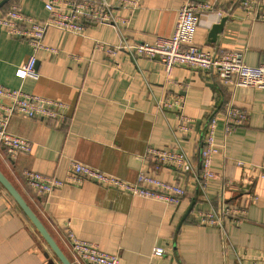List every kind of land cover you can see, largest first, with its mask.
<instances>
[{
	"label": "crops",
	"instance_id": "1",
	"mask_svg": "<svg viewBox=\"0 0 264 264\" xmlns=\"http://www.w3.org/2000/svg\"><path fill=\"white\" fill-rule=\"evenodd\" d=\"M182 1L140 0L133 11H117L127 23H86L79 34L47 28L43 42L53 50L35 53L36 79L15 75L32 48L24 36L10 35L0 26V85L64 105L56 118H9L7 131L27 139L30 149L11 157L0 147V171L72 264L80 263L66 244L68 231L116 253L118 264H264V178L255 171L264 160V88L224 84L214 70L185 66H175L167 75L157 59L123 51L108 56L94 46L97 40L117 44L122 37L153 42L171 36ZM8 2L34 21L47 17L43 0ZM212 3L226 17L218 38L212 28L221 18L192 16L181 30L183 45L217 53L241 51L248 65L263 62L264 18L243 11L240 0ZM256 10L264 14V0L257 1ZM173 97L190 120L186 130L179 128L177 110L159 107ZM228 103L245 110L247 119L226 134ZM212 116L218 152L212 155L211 169L219 178L201 188L200 150ZM148 148L182 150L188 169L158 165ZM71 160L127 181L141 170L179 184L185 195L180 203L167 204L92 180L66 182L49 194H37L22 175L29 169L64 179ZM222 207L239 208L242 222L235 225L225 218L221 231L197 217ZM154 247L164 253L152 255ZM0 264H62L1 185Z\"/></svg>",
	"mask_w": 264,
	"mask_h": 264
},
{
	"label": "built area",
	"instance_id": "2",
	"mask_svg": "<svg viewBox=\"0 0 264 264\" xmlns=\"http://www.w3.org/2000/svg\"><path fill=\"white\" fill-rule=\"evenodd\" d=\"M258 0H240V7L246 13H256V18H264L256 10ZM47 17L41 21H34L25 15L21 7L11 5L0 14V26L6 27L10 35H20L27 39L32 48L27 60L18 65L15 75L19 78L31 77L36 79L39 74L35 68L38 50H53L43 42L47 28L79 34L86 23L107 22L127 23L128 18L118 14L119 9L133 11L140 0H43ZM214 14L219 20L222 16L220 8L214 7L212 0H183L178 8L177 22L171 36H159L153 42L142 40L128 41L125 37L117 44L96 41L95 47L105 49L108 56H115L118 51L134 56L157 59L164 65L167 75L173 67L185 66L203 70L216 71L224 84L245 86L254 83L264 88V61L258 65H248L244 61V53L236 50L222 51L221 53L205 50L196 45H183L181 30L185 23L193 16L200 20L201 15ZM63 103L50 98L32 95L19 88H10L0 85V147H3L11 157L20 152H27L30 143L27 139L7 131V122L13 114L25 117L56 118L60 116L59 108ZM161 109L173 108L177 110L181 123L179 128L187 129L190 120L181 113L182 104L173 97L160 102ZM180 111V112H179ZM247 119V112L228 103L225 106L224 130L229 134L232 129ZM216 118L212 116L206 125L203 145L200 150L201 174L198 178L200 187L204 188L219 176L211 169L212 155L218 152L215 146L214 133ZM147 154L158 165L169 164L179 171L188 169V157L180 149L148 148ZM237 164H241L237 162ZM255 171L264 178V160L256 166ZM26 184L37 194H49L64 183L78 184L83 180H92L111 187H115L131 195L162 201L167 204H178L185 195V190L175 182H165L156 176L139 171L134 181H127L115 175L105 173L97 168L71 160L68 173L64 179L46 176L33 170L22 172ZM204 225L215 226L223 231L224 219L235 225L242 222L243 211L237 207H222L218 211H207L197 216ZM68 249L74 259L80 264H118V255L100 250L96 244L78 238L68 231L65 238ZM162 247H154L152 255H162Z\"/></svg>",
	"mask_w": 264,
	"mask_h": 264
},
{
	"label": "water",
	"instance_id": "3",
	"mask_svg": "<svg viewBox=\"0 0 264 264\" xmlns=\"http://www.w3.org/2000/svg\"><path fill=\"white\" fill-rule=\"evenodd\" d=\"M9 0H0V8L7 3ZM225 18H221L218 23H215L212 28V35H216L215 38L217 39L220 31L223 27ZM0 185L9 193V195L14 199V201L17 203L18 207L22 210V212L27 216V218L31 221V223L34 225L36 230L39 232V234L43 237V239L46 241V243L49 245L51 250L54 252V254L58 257L60 262L62 264H72L67 259V257L64 255L62 250L60 249L59 245L56 243V241L52 238V236L49 234V232L46 230L43 223L40 221V219L37 217V215L33 212V210L28 206V204L25 202L23 197L20 195V193L16 190V188L11 184V182L6 178V176L0 171Z\"/></svg>",
	"mask_w": 264,
	"mask_h": 264
},
{
	"label": "trees",
	"instance_id": "4",
	"mask_svg": "<svg viewBox=\"0 0 264 264\" xmlns=\"http://www.w3.org/2000/svg\"><path fill=\"white\" fill-rule=\"evenodd\" d=\"M12 1V0H11ZM10 6V3L8 2L6 5H5V7H3L1 10H0V14L1 13H4L6 10H7V8Z\"/></svg>",
	"mask_w": 264,
	"mask_h": 264
}]
</instances>
